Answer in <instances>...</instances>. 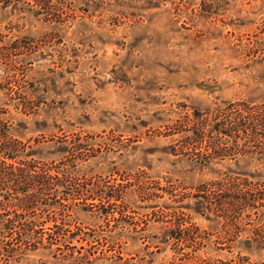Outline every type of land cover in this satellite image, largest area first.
<instances>
[{
  "label": "rangeland",
  "instance_id": "374dc122",
  "mask_svg": "<svg viewBox=\"0 0 264 264\" xmlns=\"http://www.w3.org/2000/svg\"><path fill=\"white\" fill-rule=\"evenodd\" d=\"M262 119L264 0H0V122L39 167L59 166V143L89 157L86 179L57 200L93 203L101 185L127 181L150 187L152 202L128 190V223L75 209L32 227L47 238L65 218L100 238L85 245L96 256L84 264H112L102 253L114 248L136 264H264V207L192 197L264 186ZM8 207L1 198V219L16 223L0 233V264H68L44 249L8 260L3 244L43 235L26 232L34 212L17 218ZM179 217L187 241L168 234Z\"/></svg>",
  "mask_w": 264,
  "mask_h": 264
},
{
  "label": "trees",
  "instance_id": "16d2710c",
  "mask_svg": "<svg viewBox=\"0 0 264 264\" xmlns=\"http://www.w3.org/2000/svg\"><path fill=\"white\" fill-rule=\"evenodd\" d=\"M257 126L264 128V119L258 122ZM59 144L58 148H56L62 156L59 166L54 168L46 165L39 167L38 165L40 162L36 159V150L33 149V147L28 146L24 141L18 139L12 133V127L9 125V122H0V193L5 192V195L0 197V199L2 198V201L9 205L6 210L10 208L14 210L15 217L17 218L29 214L31 211L37 215L38 219L34 221L32 225L26 226L28 228L26 232L32 231L36 234H43V229H40V231L35 230V228L32 227H42V224L53 218L51 217L52 214L56 215L58 212L63 214L66 212L64 217L71 218L75 209L89 213L97 212L100 217H104L106 220L112 218L116 222L121 221L128 223L129 221L127 219H133V217L131 215H126L130 212L131 208L129 201H125V197H127L129 193L128 190L131 189V187L135 188H133L134 192L138 193L144 201L151 200L150 202H152V198H150V187H135L132 185L133 183L128 181L125 184L121 183L112 186L104 185L103 187V185H101L97 192L89 195V199L95 201L93 203H87L84 201L83 203L63 204L58 201V197L63 200L68 199L70 192L64 190L68 189L66 185L70 184L71 181L76 179H86L87 174L83 172L82 167L89 161V157L87 155L79 154L77 149L70 147L68 144ZM81 149L82 148L80 147L78 151ZM254 154L259 161L261 160L264 162V151ZM251 187L256 188H249L248 190L239 189L237 187L216 190L202 189L199 191V194L192 197L198 198L200 202H205L206 204L209 202L211 205L214 200L218 201L219 205H222L223 201H228V204L230 205V201L232 200L233 202H238V204L244 205L249 209L256 210L259 207H264V205H258L259 202L264 201V188L259 189L264 186L259 184V186ZM34 188H37L36 190H39V192H32L31 189ZM51 190H54V194H52V197L54 198L47 199L51 194ZM60 190L61 192L58 194ZM88 192L89 191L87 190V195ZM77 195L80 196L81 193L77 191ZM171 196H174V194H171ZM235 202L232 204L234 207L236 206ZM145 208H149V206H146ZM117 213L119 214V217H116ZM65 218L62 219L60 225H58V221H54L55 223L53 226L57 230L51 234H47V238L44 233L38 237L35 242H32L27 236H19L15 239L16 243H13L12 240L7 243H5L4 240H1V243H5L3 245L10 247L11 251H8L10 254L8 258L11 259L8 260L14 258V252L16 250L22 251L23 254V252L44 249L52 252L54 251V258L61 263L68 262V264H84L85 262H89L90 258L96 256V254H84L83 251L87 250L86 246L94 248L96 246L95 243L100 244L99 242L101 239L99 238L95 241L88 240L85 237L89 236V234L84 233L79 227H77L76 232L66 229V227L72 225V222L65 220ZM14 223L16 222L11 220L6 221L0 217V233L2 230H12L14 228ZM187 223L188 222L181 219V217L176 218L173 223V231L168 233L170 238L177 240L178 242L187 241L191 238L189 233L182 229ZM118 229L127 230L124 226H122V228L119 227ZM82 234H84L85 237L82 236ZM75 241L81 243V245L78 247L74 244ZM106 243L109 242L106 241ZM108 252L115 253L108 254ZM117 252L118 254H116ZM102 254L106 260L113 261L112 264L137 263V258L133 256L125 258L122 249L118 251H116L115 248L109 249ZM93 259H95V257ZM217 261L225 264L222 261ZM238 261L239 264H248L252 262L251 258L246 256L238 257Z\"/></svg>",
  "mask_w": 264,
  "mask_h": 264
}]
</instances>
